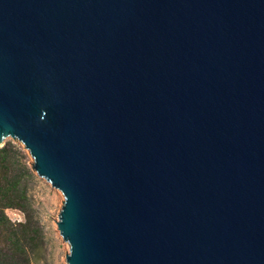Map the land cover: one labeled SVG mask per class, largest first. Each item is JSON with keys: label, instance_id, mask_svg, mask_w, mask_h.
<instances>
[{"label": "water", "instance_id": "95a60500", "mask_svg": "<svg viewBox=\"0 0 264 264\" xmlns=\"http://www.w3.org/2000/svg\"><path fill=\"white\" fill-rule=\"evenodd\" d=\"M6 137L67 264H264V0H0Z\"/></svg>", "mask_w": 264, "mask_h": 264}, {"label": "trees", "instance_id": "16d2710c", "mask_svg": "<svg viewBox=\"0 0 264 264\" xmlns=\"http://www.w3.org/2000/svg\"><path fill=\"white\" fill-rule=\"evenodd\" d=\"M35 175L23 161L22 149L10 142L0 146V264H29L38 235L29 195ZM20 210L25 220L11 222L5 210Z\"/></svg>", "mask_w": 264, "mask_h": 264}, {"label": "rangeland", "instance_id": "374dc122", "mask_svg": "<svg viewBox=\"0 0 264 264\" xmlns=\"http://www.w3.org/2000/svg\"><path fill=\"white\" fill-rule=\"evenodd\" d=\"M10 142L22 149L23 161L30 166L31 156L15 140L6 137L3 145ZM34 175L35 179L30 184L29 195L38 235L30 252L29 264H67L66 254L69 252V245L63 243L57 228L58 214L64 197L62 193L49 187L45 179L38 177L35 173ZM5 214L14 223H22L25 220L24 214L15 208L6 209ZM19 217L21 220L17 222L16 219Z\"/></svg>", "mask_w": 264, "mask_h": 264}, {"label": "built area", "instance_id": "2783aa9c", "mask_svg": "<svg viewBox=\"0 0 264 264\" xmlns=\"http://www.w3.org/2000/svg\"><path fill=\"white\" fill-rule=\"evenodd\" d=\"M17 220V222H19L21 219H20V217L18 218V219H16Z\"/></svg>", "mask_w": 264, "mask_h": 264}]
</instances>
